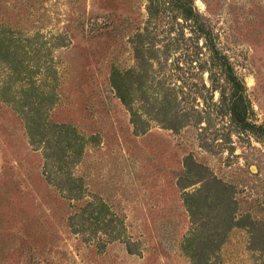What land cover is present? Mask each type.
I'll return each mask as SVG.
<instances>
[{"label": "rangeland", "instance_id": "obj_1", "mask_svg": "<svg viewBox=\"0 0 264 264\" xmlns=\"http://www.w3.org/2000/svg\"><path fill=\"white\" fill-rule=\"evenodd\" d=\"M179 1L196 19L174 0H0V264H191L192 225L220 263L264 264V0Z\"/></svg>", "mask_w": 264, "mask_h": 264}, {"label": "trees", "instance_id": "obj_2", "mask_svg": "<svg viewBox=\"0 0 264 264\" xmlns=\"http://www.w3.org/2000/svg\"><path fill=\"white\" fill-rule=\"evenodd\" d=\"M177 1V8H179L181 11H183L182 16H184L185 20H194L196 19L195 14L193 13L191 7H185L184 3L182 4L179 0ZM200 34H202V38H204L206 42V49L210 52V68L211 67H220L221 72H224L226 80L233 86L235 92L232 93V99L233 102L231 105H229L227 108L228 114L231 117L232 122L239 128H241L243 131H247L249 129H254L255 126L248 123L247 121V110L248 106L245 103V99L242 96V84L240 80L235 76L232 69L230 68V65L227 61V58L215 48V44L213 43V37L210 32L205 31V29L200 28ZM121 76L120 73L114 71L111 76V84L113 89L116 92V95L118 99L122 102V104L127 105V91H125V84L123 82L121 83ZM237 94V95H236ZM235 97V98H234ZM59 129H67L69 130L70 127L65 125H56ZM28 129V136L31 140V143L34 144L35 142H38L39 135L35 134V132H31V130ZM68 157H76L78 159V156L81 155L82 152V145L76 144L74 146H70L69 149H65ZM47 158V156H44ZM78 161V160H77ZM57 164V163H56ZM59 168V166H57ZM69 180L76 181L77 179H72L70 177ZM215 183V182H213ZM199 192H196L194 194H188L185 195L186 201L184 199V202L189 203V200H195L196 197L199 195ZM80 196H74L72 197V200L80 199ZM227 202V201H226ZM188 211H191V208L188 205ZM230 221V217L226 220ZM192 232L188 234L183 240L182 243V251L184 255L187 256L191 264H223L220 263V260L216 256V254L221 250V247L223 245L222 241L215 242L211 239L206 240L205 238H202L199 235V230L204 229L206 225H192ZM233 225H211V228L209 230V237H212L216 234L222 235V232L227 233L229 230H231ZM219 232V233H218Z\"/></svg>", "mask_w": 264, "mask_h": 264}]
</instances>
